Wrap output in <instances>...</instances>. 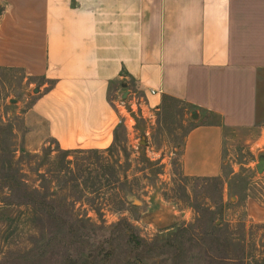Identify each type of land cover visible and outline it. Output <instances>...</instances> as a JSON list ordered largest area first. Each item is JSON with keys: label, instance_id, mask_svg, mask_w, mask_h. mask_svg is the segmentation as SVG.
Wrapping results in <instances>:
<instances>
[{"label": "rangeland", "instance_id": "obj_1", "mask_svg": "<svg viewBox=\"0 0 264 264\" xmlns=\"http://www.w3.org/2000/svg\"><path fill=\"white\" fill-rule=\"evenodd\" d=\"M41 83L0 67V264H264L259 129L232 132L222 176H185L191 108L118 93L110 147L32 151L23 118ZM162 215L173 221L152 225Z\"/></svg>", "mask_w": 264, "mask_h": 264}, {"label": "crops", "instance_id": "obj_2", "mask_svg": "<svg viewBox=\"0 0 264 264\" xmlns=\"http://www.w3.org/2000/svg\"><path fill=\"white\" fill-rule=\"evenodd\" d=\"M0 67L42 81L23 118L32 151L110 147L118 93L191 108L185 176H222L233 131L264 144V0H0Z\"/></svg>", "mask_w": 264, "mask_h": 264}, {"label": "water", "instance_id": "obj_3", "mask_svg": "<svg viewBox=\"0 0 264 264\" xmlns=\"http://www.w3.org/2000/svg\"><path fill=\"white\" fill-rule=\"evenodd\" d=\"M38 91V90H36ZM123 98H125L126 96H122ZM258 159H259V164H258V171H262L264 170V152H260L259 153V156H258Z\"/></svg>", "mask_w": 264, "mask_h": 264}, {"label": "trees", "instance_id": "obj_4", "mask_svg": "<svg viewBox=\"0 0 264 264\" xmlns=\"http://www.w3.org/2000/svg\"><path fill=\"white\" fill-rule=\"evenodd\" d=\"M129 240L130 242L134 243L135 246L140 244L139 238L133 234L130 236Z\"/></svg>", "mask_w": 264, "mask_h": 264}, {"label": "built area", "instance_id": "obj_5", "mask_svg": "<svg viewBox=\"0 0 264 264\" xmlns=\"http://www.w3.org/2000/svg\"><path fill=\"white\" fill-rule=\"evenodd\" d=\"M135 98V97H134ZM124 105V100L121 99V106ZM123 107V106H122Z\"/></svg>", "mask_w": 264, "mask_h": 264}]
</instances>
